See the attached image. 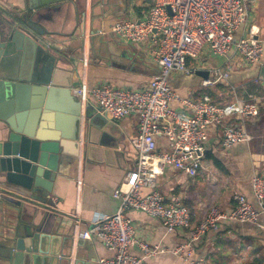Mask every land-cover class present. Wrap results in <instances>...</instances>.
Segmentation results:
<instances>
[{
  "label": "crops",
  "instance_id": "crops-1",
  "mask_svg": "<svg viewBox=\"0 0 264 264\" xmlns=\"http://www.w3.org/2000/svg\"><path fill=\"white\" fill-rule=\"evenodd\" d=\"M46 1L51 20L50 24H42L59 33L48 40L50 44L58 45L67 59L78 61L76 72L69 69V60L66 61L65 69L70 74H66L62 85L44 88L43 94L49 97L47 101L35 99L30 104V99L18 104L30 122L55 129L72 140L66 153L61 152L63 155L58 162V177L51 194L54 205L49 214L52 217L46 224V232L63 239L69 237L70 264H96V259L109 256L111 251L94 236L75 240V219H80L81 228H87L117 210L119 200L114 193L125 169L131 168L135 162L129 139L137 133V118L129 115L113 123H102L96 119L101 127L95 128L88 122L95 113L112 120L99 110L92 97L82 103L75 94V88L82 84H107L140 89L149 83L157 69L152 59V45L128 42L112 35L110 27L116 21L147 17L152 0H104L103 4L99 3L100 0ZM19 2L0 0V7L8 6L7 3L16 6ZM24 2L27 4L28 0ZM250 26H254L255 38L262 45V55L257 63H245L232 48L226 55L217 56L204 47L196 57L188 58L193 74L170 75V85L177 97L171 101V106L179 112L192 113L180 100H197L207 94L218 104L257 98L260 115L257 120L244 123L250 135L249 141L230 147L221 144L222 129L219 125L208 126L203 167L195 177L169 167L158 175L157 186L162 194L166 198L179 196L190 209V227L167 233L158 219L140 210L127 211L137 239L167 250L145 257L146 264H188L168 250L188 239L189 230L206 216L211 206L233 208L236 204L234 194H243L257 207L250 178L253 174L264 175V86L257 80L264 66V0H256L251 5L248 20L238 29L236 36H246ZM95 33L111 35L118 42L125 43L128 59L118 55L117 59L96 64L92 60L90 41ZM215 70L228 71V77L202 86V80ZM24 84L19 89L31 91L32 86ZM56 94L61 98L56 99ZM233 119L240 121L239 117ZM259 222L264 225V216L259 217ZM130 252L142 256L135 247ZM194 256L205 257L207 264H249L255 258L264 259V228L221 221L217 230L208 231L195 242Z\"/></svg>",
  "mask_w": 264,
  "mask_h": 264
},
{
  "label": "built area",
  "instance_id": "built-area-1",
  "mask_svg": "<svg viewBox=\"0 0 264 264\" xmlns=\"http://www.w3.org/2000/svg\"><path fill=\"white\" fill-rule=\"evenodd\" d=\"M256 0H152L148 16L143 19H124L114 22L110 33L131 43L152 45V59L157 67L149 83L140 89L107 84L75 88L82 103L92 97L99 110L113 122L134 115L137 133L129 139L135 156L134 165L125 169L124 177L114 193L119 200L117 210L87 228L75 219V240H101L111 254L96 259V264H146L144 258L167 251L160 245H150L137 239L129 210H140L158 219L167 233L191 225V211L177 195L166 198L157 186V177L169 167L189 177H195L203 167L207 128L219 125L224 147L249 141L244 123L255 121L260 115L259 99L235 100L225 104L212 101L205 94L200 99L180 100L191 114L171 106L176 99L170 85L172 73L190 75L194 69L188 58L196 57L205 47L217 56L234 49L247 64L257 63L262 55L261 42L250 26L246 36H236L249 17V9ZM228 77V71L215 70L203 79L209 86ZM257 80L264 86V69ZM239 117L236 122L233 118ZM161 142V145H159ZM254 207L243 194H234L231 209L213 205L206 216L189 230L188 239L168 251L188 264H207L203 256H194L195 242L208 231L217 230L221 221L254 224L264 228L259 217L264 216V175L250 178ZM137 248L142 256L130 252Z\"/></svg>",
  "mask_w": 264,
  "mask_h": 264
},
{
  "label": "water",
  "instance_id": "water-1",
  "mask_svg": "<svg viewBox=\"0 0 264 264\" xmlns=\"http://www.w3.org/2000/svg\"><path fill=\"white\" fill-rule=\"evenodd\" d=\"M7 4L0 7V264H70L69 237L49 235L46 224L52 217L51 194L61 152L66 153L72 140L30 122L18 102L47 101L44 88L62 85L70 74L66 61L75 72L78 61L67 59L58 45L50 44L48 38L59 33L42 24L51 20L46 0ZM90 41L96 64L118 55L129 57L126 44L111 35L95 33ZM24 83L32 86L31 91L19 89ZM96 119L113 123L95 113L88 122L98 129Z\"/></svg>",
  "mask_w": 264,
  "mask_h": 264
},
{
  "label": "trees",
  "instance_id": "trees-1",
  "mask_svg": "<svg viewBox=\"0 0 264 264\" xmlns=\"http://www.w3.org/2000/svg\"><path fill=\"white\" fill-rule=\"evenodd\" d=\"M249 264H264V259L262 258H255L253 261Z\"/></svg>",
  "mask_w": 264,
  "mask_h": 264
},
{
  "label": "rangeland",
  "instance_id": "rangeland-1",
  "mask_svg": "<svg viewBox=\"0 0 264 264\" xmlns=\"http://www.w3.org/2000/svg\"><path fill=\"white\" fill-rule=\"evenodd\" d=\"M140 44H145V43L143 42V43H140Z\"/></svg>",
  "mask_w": 264,
  "mask_h": 264
}]
</instances>
